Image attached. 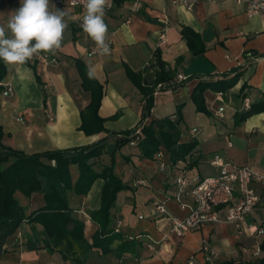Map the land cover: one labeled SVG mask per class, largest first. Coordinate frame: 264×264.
I'll use <instances>...</instances> for the list:
<instances>
[{
    "label": "crops",
    "instance_id": "crops-1",
    "mask_svg": "<svg viewBox=\"0 0 264 264\" xmlns=\"http://www.w3.org/2000/svg\"><path fill=\"white\" fill-rule=\"evenodd\" d=\"M184 1L192 3L193 8L171 0H123L120 5L110 0L113 8L105 10L104 19L111 51L102 55L81 28L84 11L50 0V10L67 12L69 28L61 48L55 55L41 53L26 64L6 66L8 74L0 85L11 86L13 95L0 94L2 143L28 156L92 147L100 142L111 151L117 135L135 129L142 120L143 95L129 79L126 68L144 73L159 53L174 76L172 81L163 82L170 88L156 89L154 108L144 123L181 119L180 142L195 141L196 149L186 161L176 164L166 156L169 167L163 172L155 157L142 158L137 145L129 144L117 153L115 173L130 187L118 194L111 210L110 229L120 219L121 232L117 233L112 252L90 250L85 254L86 264H187L192 258L196 264H205L201 253L204 240L216 253L219 264H264V236L246 232L239 238L233 225L218 224L180 237L170 232L166 216L155 211L164 203L167 215L185 218L188 210H182L171 198L176 192L175 179L184 172L190 180L218 176L219 170L211 166L215 155L264 175V15L249 17L245 5L234 0ZM19 6L20 0H0V26L6 31L10 15ZM184 28L200 36L203 54H192L181 35ZM78 60L90 62L93 76L104 92L99 116L106 120L105 130L90 136L80 130L81 114L89 106L91 94L83 90ZM180 75L187 80L179 83ZM201 83L209 85L204 93L207 115L197 111L192 99L193 90ZM219 90H224L222 97ZM247 100L249 110L257 113L238 124L237 116L249 112L244 103ZM194 130L197 131L193 133ZM194 161L197 163L193 165ZM110 163V156L105 155L96 170ZM70 171L75 184L79 168L71 165ZM104 184L98 179L85 196L69 193L72 217L85 224L89 244L99 229L91 214L100 209ZM15 196L28 217L45 206L42 193L31 198L21 193ZM185 201L190 202L188 196ZM245 225H264V210L247 215ZM47 236L43 225L22 223L7 238V252L1 254L0 264H72L59 253L47 251L51 244ZM122 243L134 247L129 245L123 253L117 250ZM259 247L262 253L256 256Z\"/></svg>",
    "mask_w": 264,
    "mask_h": 264
},
{
    "label": "trees",
    "instance_id": "trees-1",
    "mask_svg": "<svg viewBox=\"0 0 264 264\" xmlns=\"http://www.w3.org/2000/svg\"><path fill=\"white\" fill-rule=\"evenodd\" d=\"M120 5L123 0H113ZM183 38L188 42L193 55L204 53L203 43L199 35L189 28L182 31ZM28 63V62H27ZM77 68L81 77L82 87L91 94V102L81 114L82 126L80 128L86 135H95L105 130V119L99 116L103 100V86L92 76L89 78L88 66L82 61H77ZM127 75L136 88L143 95V114L140 124L133 130L117 135V140L111 151L108 145L100 142L92 147L74 148L39 153L28 156L23 152L6 148L2 141L4 131L0 127V256L5 254L7 238L15 234L24 222L43 225L51 244L47 247L50 253H59L64 261L72 264H86V257L90 250L98 249L103 254L112 252V245L118 239L114 228L110 229L112 221L111 210L115 207L117 196L120 192L130 190L124 181L116 175V155L125 146L135 141L133 137L137 128H141V140L137 147L144 159H154L159 151L165 153L169 162L176 164L186 161L195 151L197 143L194 141L181 143L180 120H154L145 124L144 120L150 117L154 108V95L158 86L163 82H170L174 76L167 71V65L156 53L155 63L148 65L144 73H134L126 68ZM8 69L0 60V84L6 78ZM209 89L207 84H199L193 90L192 99L199 113L209 114L205 106L204 93ZM4 87L0 85V94ZM218 92L223 93L224 90ZM256 110L237 116L240 124L255 115ZM115 119V117L113 118ZM112 135V134H111ZM109 155L111 163L103 165L101 171L96 170V165L101 159ZM197 162L194 161L193 165ZM71 165L79 168L80 176L73 184L70 171ZM101 179L105 182L99 210L92 212V221L99 226L93 236L92 244L85 239V224L72 217L73 208H70L69 193L85 196L91 191L94 183ZM23 194L31 198L33 194L42 193L45 197V206L26 216V209L20 204L15 195ZM130 244L122 243L117 250L127 252ZM130 246H133L131 244ZM134 247V246H133Z\"/></svg>",
    "mask_w": 264,
    "mask_h": 264
},
{
    "label": "built area",
    "instance_id": "built-area-1",
    "mask_svg": "<svg viewBox=\"0 0 264 264\" xmlns=\"http://www.w3.org/2000/svg\"><path fill=\"white\" fill-rule=\"evenodd\" d=\"M165 1V0H164ZM238 5L246 8V13L249 17L264 15V0H234ZM57 5L68 4L71 8H77L84 11L85 0H53ZM173 4H179L193 8L192 3H187L184 0H171ZM110 7L107 11L113 8V3L110 2ZM162 41L165 40L164 34L161 35ZM178 82L187 80L182 75L177 76ZM170 88L167 83L160 84L157 91ZM4 97L13 95L11 86L6 85L2 92ZM222 93L220 97H222ZM245 103V108L249 111L250 106L248 100ZM223 112V108L219 109V114ZM197 130H194L196 132ZM141 128L138 127L132 143L137 144L141 140ZM155 161L160 171H166L169 164L165 161V153L159 151L155 156ZM211 166L219 170L218 176H209L205 178H195L190 180L184 172L177 175L175 179V194L171 197L176 201V204L182 210H188V215L183 218H176L167 215V209L164 203L156 206L155 211L165 215L173 234L184 236L190 232H196L206 226L218 224L233 225L236 230V235L240 238L246 232L252 236H264V225L261 227L245 225V217L257 210H264V175L258 173L253 168L247 166L236 165L229 159H224L220 155H215L211 161ZM144 185V181L139 182ZM188 196L190 202L185 201ZM169 200V199H168ZM143 217H140L142 219ZM122 221L117 220L115 232L120 233ZM208 241L204 240L201 246V253L205 259V264H219L217 255L214 250L208 245ZM262 253L261 247L256 251V256ZM187 264H196V260L192 258Z\"/></svg>",
    "mask_w": 264,
    "mask_h": 264
},
{
    "label": "clouds",
    "instance_id": "clouds-1",
    "mask_svg": "<svg viewBox=\"0 0 264 264\" xmlns=\"http://www.w3.org/2000/svg\"><path fill=\"white\" fill-rule=\"evenodd\" d=\"M50 0H20V6L7 21V31L0 26V60L12 67L26 64L41 53H55L61 48L69 25L65 20L67 12L56 8L50 10ZM110 0H85L81 28L95 42L102 55L110 54L106 42L108 25L105 10ZM89 78L93 71L89 61Z\"/></svg>",
    "mask_w": 264,
    "mask_h": 264
}]
</instances>
